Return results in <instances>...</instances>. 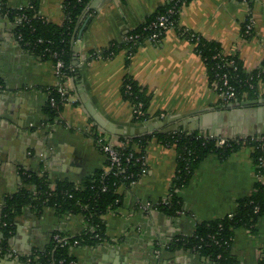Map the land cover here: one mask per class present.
Instances as JSON below:
<instances>
[{
  "label": "crops",
  "instance_id": "0c3cea01",
  "mask_svg": "<svg viewBox=\"0 0 264 264\" xmlns=\"http://www.w3.org/2000/svg\"><path fill=\"white\" fill-rule=\"evenodd\" d=\"M167 1H90L71 40L68 101L53 120L46 107L50 89L60 82L55 63L26 50L16 36L18 22L0 8V244L4 199L23 188L35 190L24 182L25 174L47 176L52 187L67 181L78 188L96 171H108L107 155L95 142L102 127L141 129L149 121L155 127L164 122L159 130L183 124L227 139L264 136V81L258 83L255 99L245 97L229 106L231 102L209 85L196 43L179 33L185 29L220 45L222 53L237 57L247 72L259 70L264 62V0H191L180 11L179 29L169 30L156 44L144 42L128 59L126 35ZM35 2L38 18L56 26L67 21V0H0V7L21 11ZM249 23L253 30L245 35ZM113 47L116 52L105 54ZM127 76L152 97L150 119L144 123L133 121V107L121 95ZM249 101L260 102L246 105ZM251 154L252 149L244 146L226 160L209 155L178 191L182 210L167 216L155 208L141 209L147 203L167 201L177 171L175 149L151 139L145 152L147 172L130 186L120 187L122 204L102 216L106 239L72 247L73 264H214L167 245L176 237L193 235L200 223L233 214L259 181L264 184ZM87 227L82 214L27 208L15 220L8 253H0V264H34L30 255L55 234L75 237ZM254 230L234 231L230 253L235 264H264V216Z\"/></svg>",
  "mask_w": 264,
  "mask_h": 264
},
{
  "label": "trees",
  "instance_id": "16d2710c",
  "mask_svg": "<svg viewBox=\"0 0 264 264\" xmlns=\"http://www.w3.org/2000/svg\"><path fill=\"white\" fill-rule=\"evenodd\" d=\"M91 0H67L65 10L67 21L62 26L49 24L37 17L38 4L32 3L30 7L20 10H8L0 7L3 13L9 15L18 23L16 36L20 44L28 51L38 56L52 60L54 63L61 59L65 64V72L70 76L72 62L71 40L76 23ZM191 0H168L166 5L160 8L141 27L128 34H142L141 41L130 50V45L125 44L129 54H134L137 48L146 41L150 32H144V28L155 22L158 17L166 14L174 8L177 12L173 15L176 22L175 28L179 27V15L181 9ZM179 29V28H178ZM182 37L196 43V52L202 57L207 68L209 85L218 95L228 102H240L243 98L255 99L257 87L260 81H264V62L261 69L252 72L245 71L242 63L235 56H225L220 45L209 42L195 33L180 29ZM116 52L111 48L105 54ZM57 57H54V54ZM230 63H233L231 65ZM224 76H227L225 85ZM3 82L0 81V87ZM50 97L56 99V106L50 102L46 107V113L53 120L61 112L64 101L56 94L55 88L50 89ZM227 93H233L231 99ZM121 95L123 99L133 107V121L144 123L150 119L148 110L152 97L147 90L130 77H125ZM200 131H178L171 133H154L140 137L125 138L118 140L127 145L120 147L124 171L98 170L91 177L86 178L81 186L74 187L71 183L59 182L51 186L47 176L25 174L24 182L35 187L34 191L21 189L7 196L2 205L3 242L0 244L2 253H8L9 240L14 234L15 220L22 215L27 208L37 212L45 208H53L57 214L66 213L82 214L87 220V230L81 235L71 237V241H79L81 245H94L106 239V228L102 216L109 209H115L122 204L123 196L119 193L120 187L130 186L143 176L144 166L142 157L145 156L148 142L156 138L167 147L174 148L177 153V171L170 190V197L166 202L158 205V210L167 216H176L182 210V200L178 191L185 188L191 181L194 172L200 164L209 156L217 155L221 160H226L237 152L241 147L247 146L252 149V158L257 173L264 176V136L227 139L215 135L201 136ZM218 139H227V143L218 146ZM137 147V148H136ZM132 155V157H131ZM130 158L129 161L127 159ZM140 159V161H138ZM110 161H107V168ZM264 216V184L259 181L255 185V191L251 197L239 201L237 210L222 219L196 226L193 235L189 237H176L168 243L169 249H183L196 253L201 258L214 264H235L231 256L234 231L240 227H246L255 231L254 228L260 217ZM61 234V233H58ZM63 235V234H61ZM34 264H52L61 259L67 264L72 261L70 246L64 248L57 245L53 240L43 249H36L29 257Z\"/></svg>",
  "mask_w": 264,
  "mask_h": 264
},
{
  "label": "built area",
  "instance_id": "2783aa9c",
  "mask_svg": "<svg viewBox=\"0 0 264 264\" xmlns=\"http://www.w3.org/2000/svg\"><path fill=\"white\" fill-rule=\"evenodd\" d=\"M244 3L248 0H242ZM177 12L175 11L174 8L168 10V12L160 17L153 22L151 25L147 26L144 28V32H150L147 37L145 38L147 42L150 43H158L162 37L167 33L169 30L174 29L176 26L175 20L172 18L173 15H175ZM41 19V18H40ZM21 21V20H20ZM20 21L18 23H20ZM253 28L252 24H247L246 25V30H245V35L251 34ZM143 38L142 34H128L125 37V44L130 45V50L135 47ZM133 54L128 55V59L131 58ZM58 55L55 53L54 57H57ZM233 65V63H230ZM55 74L57 78L59 79V85L55 88L56 94H58L62 100L65 103L68 101L69 97V90L66 84V80H68L67 73L65 72V64L61 59H57L55 62ZM225 79V85L227 84V76H224ZM223 95H221L222 97ZM234 96L233 93H227L226 97L228 99H231ZM50 105L52 107H55L57 102L56 99L53 97L49 98ZM201 136H207L202 134ZM95 142L97 145H99L102 149V151L107 155L108 160L110 161V166L108 167V170H116V171H124L123 169V161H122V156L119 153L120 147H125L127 145L124 142L118 141L116 138L108 136L105 134L103 131L98 130L97 136L95 138ZM227 143V139H218V146H223ZM132 157V155H131ZM129 157L127 161L130 160ZM143 159V164L146 166V157H142ZM140 161V159H138ZM264 164V159H261L260 165ZM147 172V169H143V175ZM261 177V176H260ZM158 208V205H153L150 203H147L145 205H141V209L144 211H148L149 209ZM71 237L67 235H61V234H55L52 238V240L57 244L60 245V247L64 248L65 246L69 245L70 249L72 247H77L80 246L79 241H71ZM0 253H2V249H0ZM31 261V259H29ZM52 264H67L66 260L61 259L57 262H54ZM68 264H73V261H70Z\"/></svg>",
  "mask_w": 264,
  "mask_h": 264
},
{
  "label": "water",
  "instance_id": "95a60500",
  "mask_svg": "<svg viewBox=\"0 0 264 264\" xmlns=\"http://www.w3.org/2000/svg\"><path fill=\"white\" fill-rule=\"evenodd\" d=\"M90 9H94L93 7H91ZM89 9V10H90ZM88 11V8L85 9L84 13ZM81 33H82V30H81ZM75 51L77 52L79 50V47L78 46H75L74 47ZM260 101H249V102H246V105H251L253 103H258ZM236 103H231L229 104V106H235ZM198 122H200V119H198ZM161 123V122H160ZM164 125V122H162L160 124V126H152V123L147 121L145 123V127H142L141 129L137 128V129H134V128H128V129H125V130H115V129H112V128H105V127H102L103 128V132L104 133H108L110 136L112 137H125V138H133V137H140V136H143V135H147V134H150V133H159V134H164V133H171V132H178V131H189V132H194L195 130L194 129H188L186 127V125H175V126H172L170 128H167L165 130H159V128L163 127ZM214 135L218 136V133L217 132H214L213 133ZM262 136H258V138H260Z\"/></svg>",
  "mask_w": 264,
  "mask_h": 264
}]
</instances>
